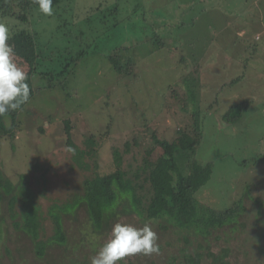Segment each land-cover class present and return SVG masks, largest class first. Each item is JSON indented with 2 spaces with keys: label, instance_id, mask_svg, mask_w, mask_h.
Listing matches in <instances>:
<instances>
[{
  "label": "rangeland",
  "instance_id": "374dc122",
  "mask_svg": "<svg viewBox=\"0 0 264 264\" xmlns=\"http://www.w3.org/2000/svg\"><path fill=\"white\" fill-rule=\"evenodd\" d=\"M0 20L12 34L21 29L34 35L41 70L60 69L72 52L81 53L66 74H56L58 81L48 83L38 74L32 78L34 88L51 89L35 93L19 113L14 141L0 140V170L13 186L12 195L38 197L46 238L52 234L50 207L81 196L93 171L102 176L117 171L114 150L122 160L120 169L130 174L144 151L154 147L153 135L169 143L178 142V130L193 135L185 107L187 113L198 112L202 132L194 160L211 167L209 181L195 198L214 210L242 201L244 211L206 237L146 222L158 235L159 254H136L140 264H166L181 249L197 247L204 254L202 264H210L208 253L223 248H228L229 264H264V0H64L52 16L35 11L25 29L7 16ZM109 55H118L128 73H115ZM14 59L27 72L26 64ZM191 91L198 95L194 101ZM248 99L237 121L222 118L231 105ZM64 119L70 121L69 136ZM91 135L93 156L84 160L94 169L71 168L68 137L73 147L84 150ZM33 167L39 168L33 174L37 183L32 175L22 177ZM7 199L0 206V264H53L71 251L58 246L47 257H36L28 236L15 229ZM13 212L18 215L17 207ZM130 214L112 226L142 227ZM80 219H63L74 243L84 228Z\"/></svg>",
  "mask_w": 264,
  "mask_h": 264
},
{
  "label": "trees",
  "instance_id": "16d2710c",
  "mask_svg": "<svg viewBox=\"0 0 264 264\" xmlns=\"http://www.w3.org/2000/svg\"><path fill=\"white\" fill-rule=\"evenodd\" d=\"M62 1L64 0H53L52 8L57 9ZM37 10L38 6L33 3V0H0V15L15 19L19 24L18 27L21 28L29 24V17L32 14L35 15ZM12 31L10 30V33ZM10 41L16 54L15 57L26 64L28 68L26 73L30 88L29 101L22 105L20 110L11 112L7 117H0V140L4 139V141L8 140L12 143L16 130L19 128V113L34 98L35 93L41 92L45 87L51 89L48 87L49 85L34 88L32 78L38 74L45 77L48 83L55 81L56 77L58 81L59 76L67 73L66 68L70 62L75 64L81 53L73 54L72 52V56L64 63V66L59 65L62 67L60 69L41 70L38 68L41 55L38 52L34 35L20 29L10 34ZM107 59L115 73L118 75L128 73L118 55H109ZM189 94L194 101L196 96L194 92L191 91ZM250 102L248 99L231 105L222 118L229 123L237 121ZM183 110L186 115L192 117L193 135L178 130L181 135L176 143L159 140L156 135H153L154 147L151 146L144 151L145 157L136 170L130 173L131 177H129L130 174L120 169L122 160L118 151L114 150L113 159L116 162L117 171L104 176L93 171L91 178L85 179L82 184L81 196H75L69 203L60 206L53 204L50 207L48 213L51 219L52 234L47 238L43 226L46 219L41 216L38 197L33 193L30 198L12 195L13 186L0 170V206L5 198L9 197L7 209L9 214L16 218L13 225L15 229L22 230L28 236L35 256L43 259L47 257L49 249L64 246L66 250L71 251L60 256L53 264H58L61 259L68 257L70 258L68 264H90V258L102 245L99 240L109 236L111 226L115 221L121 216L131 215L130 213H133L141 223L154 224L157 222L159 225L164 222L182 232L186 231L188 234L203 237L210 236L214 230H220L224 226L236 222V218L244 211L242 201L234 203L229 209L214 210L202 207L195 198V194L209 181L211 167L208 164H197V161L194 160L202 138L198 112L187 113L185 107ZM62 122L65 127L64 131L69 136L70 121L64 119ZM39 132L43 133L44 128L40 127ZM95 142L94 135H91L85 140V149L78 150L72 146L68 137V144L76 149L72 159L74 164H70L71 168L74 165L85 172L94 169V166H90L91 163L86 160L93 156ZM85 157H87L86 160H84ZM38 169L33 167L31 173L22 177L32 175L37 183L38 179L33 174ZM129 193L130 199L121 198L124 194ZM256 202L259 201L256 200ZM119 206H122L121 210ZM14 207H17L18 215L14 214ZM77 215L81 218L80 226L83 225L84 228L81 227V230L78 231L79 242L74 243L68 238L67 233L69 232L64 229L63 219L67 216L75 218ZM17 219L18 221H16ZM3 222L4 219L0 216V237L4 231ZM165 227L163 226V228ZM183 239L185 243H188V238L184 237ZM200 248H193L191 252L187 248H183L178 256H169L165 263L202 264L204 254L198 251ZM227 256L228 248L221 249L218 254L208 253L207 255L211 258L210 264H229L226 261ZM138 258L140 257L136 254L130 255V258L125 257L119 264H140ZM179 258L180 261H178Z\"/></svg>",
  "mask_w": 264,
  "mask_h": 264
},
{
  "label": "clouds",
  "instance_id": "9594fccd",
  "mask_svg": "<svg viewBox=\"0 0 264 264\" xmlns=\"http://www.w3.org/2000/svg\"><path fill=\"white\" fill-rule=\"evenodd\" d=\"M39 12L46 16L53 15V0H33ZM10 29L0 20V117H7L11 112L20 110L29 101L30 88L27 73L15 62V51L8 43ZM66 152L75 154L76 149L66 147ZM115 187V185H113ZM130 199V193L122 197ZM158 235L144 223L135 227L128 223H115L108 239L90 258V264H119L125 257L134 254H159Z\"/></svg>",
  "mask_w": 264,
  "mask_h": 264
}]
</instances>
